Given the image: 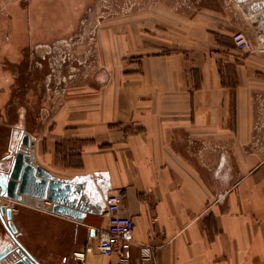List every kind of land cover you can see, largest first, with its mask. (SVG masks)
Returning <instances> with one entry per match:
<instances>
[{"label":"crops","instance_id":"0c3cea01","mask_svg":"<svg viewBox=\"0 0 264 264\" xmlns=\"http://www.w3.org/2000/svg\"><path fill=\"white\" fill-rule=\"evenodd\" d=\"M90 1L0 0V166L26 131L37 164L101 193L100 212L81 219L15 202L20 240L42 264H120L116 253L72 257L106 227L115 192L134 223L127 264L145 242L159 264H264V0H155L149 29L101 30L95 68L46 95L55 67L40 44ZM235 30L254 52L234 46ZM9 243L0 221V253Z\"/></svg>","mask_w":264,"mask_h":264},{"label":"water","instance_id":"95a60500","mask_svg":"<svg viewBox=\"0 0 264 264\" xmlns=\"http://www.w3.org/2000/svg\"><path fill=\"white\" fill-rule=\"evenodd\" d=\"M33 147L34 140L24 131L17 144L8 148L7 162L0 166V197L16 203L35 197L41 201L40 208L44 206L43 200L48 201L47 211L78 219L83 218L86 212H100L98 201L101 193H97L92 181L54 176L33 159ZM17 216L11 207L0 202V221L10 240L1 251L0 259L5 257V264H42L34 251L20 240Z\"/></svg>","mask_w":264,"mask_h":264},{"label":"rangeland","instance_id":"374dc122","mask_svg":"<svg viewBox=\"0 0 264 264\" xmlns=\"http://www.w3.org/2000/svg\"><path fill=\"white\" fill-rule=\"evenodd\" d=\"M150 4L154 5L155 0H92L87 2L83 10L78 12L76 22L71 24L74 26L73 29L61 33V37L40 44V57H44L43 60L48 68L49 64L55 67V74L49 85L51 89L47 90V85H45L46 95L53 94V87H51L53 81L55 85L56 81H59L61 88L67 89L72 82L83 80L90 64H93L92 67L95 68L99 56L97 38L101 30L109 29L108 36L113 38L116 37L118 30L124 29L125 36L131 38L135 22L138 23L139 20L141 29H149L151 20L143 14L148 11ZM172 4L177 5L176 2ZM139 10L141 17H139ZM125 49L126 60L133 58L132 41L126 43ZM50 100L53 101V98Z\"/></svg>","mask_w":264,"mask_h":264},{"label":"built area","instance_id":"2783aa9c","mask_svg":"<svg viewBox=\"0 0 264 264\" xmlns=\"http://www.w3.org/2000/svg\"><path fill=\"white\" fill-rule=\"evenodd\" d=\"M231 39L239 51L243 53L254 52V45L242 30H235L231 34ZM0 202L11 207L12 211L16 210L14 201L2 202L0 197ZM104 209L107 214L106 227L97 230V239L94 244H86L82 248L74 250L72 257L79 262H84L86 255L92 251H97L103 255L116 253L120 256V264H127L131 255V244L134 241L133 220L131 217L119 213L120 203L118 194L115 192L105 195ZM154 247L149 242L140 243L137 264H159L154 255Z\"/></svg>","mask_w":264,"mask_h":264},{"label":"bare ground","instance_id":"6f19581e","mask_svg":"<svg viewBox=\"0 0 264 264\" xmlns=\"http://www.w3.org/2000/svg\"><path fill=\"white\" fill-rule=\"evenodd\" d=\"M4 219L6 220V217H5V215H4Z\"/></svg>","mask_w":264,"mask_h":264},{"label":"flooded vegetation","instance_id":"af4514ba","mask_svg":"<svg viewBox=\"0 0 264 264\" xmlns=\"http://www.w3.org/2000/svg\"><path fill=\"white\" fill-rule=\"evenodd\" d=\"M65 257H63V259H64Z\"/></svg>","mask_w":264,"mask_h":264}]
</instances>
